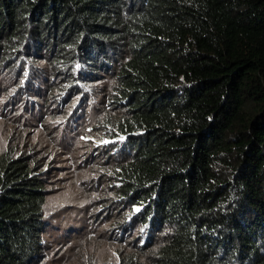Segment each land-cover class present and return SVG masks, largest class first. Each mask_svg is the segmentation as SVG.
I'll use <instances>...</instances> for the list:
<instances>
[{
    "label": "trees",
    "instance_id": "obj_1",
    "mask_svg": "<svg viewBox=\"0 0 264 264\" xmlns=\"http://www.w3.org/2000/svg\"><path fill=\"white\" fill-rule=\"evenodd\" d=\"M0 109L43 118L57 143L50 120L88 116L78 222L123 251L76 264H264V0H0ZM15 147L0 264H51L79 228Z\"/></svg>",
    "mask_w": 264,
    "mask_h": 264
},
{
    "label": "rangeland",
    "instance_id": "obj_2",
    "mask_svg": "<svg viewBox=\"0 0 264 264\" xmlns=\"http://www.w3.org/2000/svg\"><path fill=\"white\" fill-rule=\"evenodd\" d=\"M15 108L16 106H11L8 109ZM90 108L91 105H87V112H90ZM26 113L25 109L21 111V115L17 119L18 124L10 120L8 122L0 113V155H3L7 150H13L17 145L18 154L40 159L37 165L39 167L42 164L47 165L49 177L51 176L48 196H52L50 204L57 210L58 215H55V217L58 219L65 217L68 226L73 228L72 224H76L79 228L77 234L72 237L69 243V255L71 254L72 258H69V255L63 257L64 254L62 255L61 251H58L51 256L49 255L48 260L51 259V264H62L63 260L67 259V264H76L73 261H78L79 258L81 260L85 259L83 261L86 263L89 257H93L98 262H117L121 259L120 253L123 251V246L117 241H112L102 231L103 229L98 228L92 233L90 229L95 225L92 221V226H88V229H83V226L78 222L79 215L88 218L81 210L86 198H83V202L78 200L77 203H75V198L77 195L83 194L85 187L88 188V186L83 185V180L90 181L92 178L89 174L94 173L92 170L94 161L86 158L88 153L82 148L79 141L80 136H76L75 133L80 130L79 125L82 127L86 124L88 116L73 124H67L63 130L60 129L62 126L59 123L60 121L50 120V126H56L60 130L61 135L56 138L57 143L48 136L52 129L48 130L46 127L41 126L43 118L40 121L39 116L32 117ZM33 113H36V111H33ZM91 116L95 118L97 113H92ZM20 132L23 133L20 134ZM99 142L102 141L97 140L95 144ZM96 183L100 186L101 181ZM74 206L77 207L79 212H74ZM60 210L64 211V217L61 215ZM51 216H53L52 212ZM51 219L55 220L54 216ZM65 240V237L62 238L63 242ZM56 244L61 245L58 241H56ZM73 256H76L75 260H73Z\"/></svg>",
    "mask_w": 264,
    "mask_h": 264
}]
</instances>
